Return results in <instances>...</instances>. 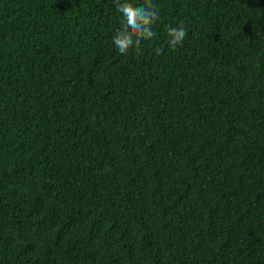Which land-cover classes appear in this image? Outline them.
I'll use <instances>...</instances> for the list:
<instances>
[{
    "label": "trees",
    "instance_id": "obj_1",
    "mask_svg": "<svg viewBox=\"0 0 264 264\" xmlns=\"http://www.w3.org/2000/svg\"><path fill=\"white\" fill-rule=\"evenodd\" d=\"M153 3L0 0V264H264V0Z\"/></svg>",
    "mask_w": 264,
    "mask_h": 264
},
{
    "label": "clouds",
    "instance_id": "obj_2",
    "mask_svg": "<svg viewBox=\"0 0 264 264\" xmlns=\"http://www.w3.org/2000/svg\"><path fill=\"white\" fill-rule=\"evenodd\" d=\"M116 11L119 14V25L112 42L119 54L124 55L130 49L140 50L142 41L153 40L156 32L153 25L160 19L159 10L153 0H144L142 4L134 5L130 0H115ZM167 44L173 50L183 43L187 30L183 23L178 26H167ZM163 47L153 49L157 56L163 53Z\"/></svg>",
    "mask_w": 264,
    "mask_h": 264
}]
</instances>
